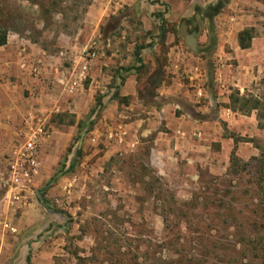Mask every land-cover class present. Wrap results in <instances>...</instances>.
Wrapping results in <instances>:
<instances>
[{
	"label": "rangeland",
	"instance_id": "1",
	"mask_svg": "<svg viewBox=\"0 0 264 264\" xmlns=\"http://www.w3.org/2000/svg\"><path fill=\"white\" fill-rule=\"evenodd\" d=\"M145 1L156 6L124 10L97 28L102 43L113 39L109 46L103 43L100 52L124 53L133 40L144 43L149 38L157 43L139 70L138 97L155 106L176 103V115L196 120L202 136L192 137L175 165L162 169L151 166L147 158L153 143L114 153L104 161L99 160L100 149L97 152L92 146L75 157L76 134L69 153L60 156L58 166L32 188L26 206L9 207L0 187V264H10L14 254L25 264H246L247 260L255 264L264 260V248L251 249L253 244L248 247L243 239L247 232H256L250 226L259 200L247 192L253 188L246 171L252 170L260 149L264 150V129L258 126L256 111L243 113L239 103L230 101L252 97L264 103V0ZM95 2L0 0V28L31 40L42 38L49 50L65 55L73 51L72 39L87 28L86 11ZM218 2L222 6L208 18L206 10ZM145 12L152 17L141 22ZM144 25L151 30L146 32ZM245 29L251 30L253 38L250 47L242 50L238 34ZM89 30L90 36L93 29ZM189 34L197 41L195 53L184 39ZM161 78L170 93L153 99ZM94 109L100 111L98 105ZM232 156L237 172L231 167ZM74 177L70 193H64L62 187ZM52 179L42 199L61 218L47 213L35 199L40 187ZM5 217L17 226L16 235L1 229Z\"/></svg>",
	"mask_w": 264,
	"mask_h": 264
},
{
	"label": "crops",
	"instance_id": "2",
	"mask_svg": "<svg viewBox=\"0 0 264 264\" xmlns=\"http://www.w3.org/2000/svg\"><path fill=\"white\" fill-rule=\"evenodd\" d=\"M94 1L96 2L88 6L86 11L87 28L72 39L73 51L65 55L58 56L49 50L47 46H44L42 38L38 41L31 40L11 29L7 32L6 42L0 46V169L8 151L23 142L24 123L29 113H34L43 119L47 126V136L39 150L41 169L32 188L42 183L47 178L46 173L58 166L60 156L69 153L68 149L74 136L84 131L86 135L80 150L84 152L89 146L97 149V152L100 149L102 158L99 160L104 161L114 153L122 154L143 143H153L147 154L150 165L154 163L165 169L166 166L175 165L176 157L184 152L186 144L193 139L192 137H196V134L202 136L200 131L202 126L196 123V120L186 121L183 115H176V108H178L176 103L155 106L148 103V100H141L138 97L140 69H137L139 64L134 57L135 47L145 46L140 52L144 65L147 63L149 53L153 55L155 52L157 43H152L149 38H146L147 41L144 43L133 40L127 42L124 53L120 50L100 52L103 43L109 46L113 41L112 38H107L102 43L100 35L96 32L99 26H104L108 22V18L124 10L137 12L144 7L148 9V6L152 7L156 4H147L145 0ZM166 1L159 0V3ZM144 16L146 18H141V22H144L143 19L149 20L152 17L146 12ZM120 25H124L122 19ZM90 28L93 31L89 36ZM150 28L147 25L143 26L146 32H149ZM96 33L95 36L98 37H94ZM93 41L98 43L97 57L75 93L70 94L66 90V82L62 84L60 78L69 79L73 69H76L78 73L80 56L89 49ZM31 62L39 63L38 77L31 74L29 69ZM124 68L132 69L123 73ZM155 90L158 96L154 94L153 99L161 100L166 98L162 97L163 94L170 93L165 87L163 78L158 81ZM115 92L120 97H127V103L114 100ZM97 95L101 98V108L98 115L94 117L96 122L90 130L85 125L95 115ZM80 126L83 127L81 130ZM151 133H154L152 139L147 138ZM120 136L123 141L118 144L116 138ZM95 144H100L101 147H96ZM190 146L194 147V145ZM94 152H91L92 156ZM90 158L89 156L88 160ZM28 203L29 200L24 206ZM53 216L61 218L59 215L53 214ZM4 221L9 222L18 232L17 226L9 219L5 217ZM5 232L11 236L17 234V232L15 234ZM16 256L15 254L12 256L15 258H12L10 264H25Z\"/></svg>",
	"mask_w": 264,
	"mask_h": 264
},
{
	"label": "built area",
	"instance_id": "3",
	"mask_svg": "<svg viewBox=\"0 0 264 264\" xmlns=\"http://www.w3.org/2000/svg\"><path fill=\"white\" fill-rule=\"evenodd\" d=\"M98 49V43L93 41L89 49L80 56L78 73H76V69H73L69 79L60 78L62 84L66 82V90L70 94L75 93L79 83L84 80L89 67L97 57ZM29 69L34 77L40 75L38 62H31ZM24 126L23 142L8 151L0 169V187L5 190L8 206L14 210L23 207L29 200V196L32 195V184L39 176L41 169L39 150L47 136L46 123L34 113L27 115ZM122 141L121 136L116 138L118 144H121ZM74 182L75 178H72L68 184L62 187V191L69 194ZM1 228L11 234L17 232L14 226L4 220L1 222Z\"/></svg>",
	"mask_w": 264,
	"mask_h": 264
},
{
	"label": "trees",
	"instance_id": "4",
	"mask_svg": "<svg viewBox=\"0 0 264 264\" xmlns=\"http://www.w3.org/2000/svg\"><path fill=\"white\" fill-rule=\"evenodd\" d=\"M222 2V1H221ZM218 2L215 6H209L208 10H206V16L208 18H212L214 15L217 14L218 7H221L223 3ZM225 2V1H224ZM210 12V13H209ZM8 28L2 27L0 28V46L3 45L6 42V36L8 32ZM253 38V35L251 34L250 29H245L241 31L238 34V45L240 49H247L250 47L251 40ZM145 46H137L134 50V57L136 63L139 64L137 69H142L144 65L142 64V60L140 58V52L142 49H144ZM132 68H124V71H129ZM121 78V77H120ZM122 81V78L120 79ZM113 99L119 101L120 103H127V97H120L118 93H114ZM231 103L233 105L240 104L239 110H241L243 113H249L250 111H256L257 112V120H258V126L261 129H264V123L262 120H264V103L258 98H249V97H233L230 99ZM96 103L99 105V109L101 108V98L98 96L96 98ZM93 126V120H90L88 123H86L85 127L91 130ZM83 127L80 126V130ZM87 129V130H88ZM70 151V149H68ZM261 154L260 157H258L256 160L255 165L252 167V170L246 171V175L249 176L250 182L252 184V191L247 190L250 194L254 195L258 200V204L255 205V212L256 216L254 220L252 221V227L256 232L253 234L251 232H247L246 236L243 237L244 241L246 242V245L249 247V244L252 247L251 249H257L258 251L264 248V234L262 231L264 230V150L260 149ZM81 151L78 152V156L80 155ZM231 167L232 169L237 172L238 165L235 163L234 157H231ZM250 238V239H249ZM247 250V249H246ZM27 262H29V258L26 259ZM246 264H254L252 263V260H247ZM255 264H264V260L260 262H256Z\"/></svg>",
	"mask_w": 264,
	"mask_h": 264
},
{
	"label": "water",
	"instance_id": "5",
	"mask_svg": "<svg viewBox=\"0 0 264 264\" xmlns=\"http://www.w3.org/2000/svg\"><path fill=\"white\" fill-rule=\"evenodd\" d=\"M184 39H185V42H186L187 46L189 47L190 51L193 52V53L197 52V41H196L195 36L193 34H189V35H186L184 37ZM96 110L97 109H95V113H97ZM85 135H86V131H84L83 133H81L79 135V140H78L76 149L74 151L75 157H78V152L80 151V147H81V144H82V141H83V138L85 137ZM53 182H54V179H52V181H50L47 185H45L44 187H42L40 189V191L36 192L35 193V199L37 200V203L43 209L46 210L47 213L52 214V215L55 214V215H59L60 216L61 215L60 212L51 209L49 207L48 202L45 201L44 199H42L43 192L45 191V189H47L48 187H50L53 184Z\"/></svg>",
	"mask_w": 264,
	"mask_h": 264
}]
</instances>
